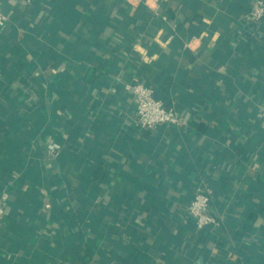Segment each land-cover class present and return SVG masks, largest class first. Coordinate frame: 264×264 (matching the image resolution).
Listing matches in <instances>:
<instances>
[{
  "label": "crops",
  "instance_id": "1",
  "mask_svg": "<svg viewBox=\"0 0 264 264\" xmlns=\"http://www.w3.org/2000/svg\"><path fill=\"white\" fill-rule=\"evenodd\" d=\"M253 1H2L0 264H264ZM135 81L182 125L141 130ZM200 183L213 230L186 213Z\"/></svg>",
  "mask_w": 264,
  "mask_h": 264
},
{
  "label": "built area",
  "instance_id": "2",
  "mask_svg": "<svg viewBox=\"0 0 264 264\" xmlns=\"http://www.w3.org/2000/svg\"><path fill=\"white\" fill-rule=\"evenodd\" d=\"M0 0V28L7 23L6 17L1 11ZM264 18V0H255L250 6V9L245 15V19L251 23H256ZM134 98L136 123L141 130L151 131L159 125H170L180 127L182 120L175 112L174 107L165 106L164 103L157 98L153 89L139 81L125 86ZM47 152L52 157L58 156L61 146L56 143H51L46 146ZM8 194L3 192L0 194V223L4 217V211ZM211 201V191L200 183L195 189V193L189 205L186 208L188 218L191 220L193 227L197 231L205 229L213 230L218 227L219 223L209 213Z\"/></svg>",
  "mask_w": 264,
  "mask_h": 264
},
{
  "label": "trees",
  "instance_id": "3",
  "mask_svg": "<svg viewBox=\"0 0 264 264\" xmlns=\"http://www.w3.org/2000/svg\"><path fill=\"white\" fill-rule=\"evenodd\" d=\"M251 28V30L253 31L252 33H250V32H248V37L246 38V41L247 42H249V43H251V44H257L258 43V41H259V39L264 35V18L261 20V21H259V22H257L256 24H255V27H250ZM1 29V28H0ZM261 57V56H260ZM249 64L250 63H248V66L244 63V64H242V66H239L238 68H237V70L239 69V71H248V72H250L251 73V75L257 80V85H259V86H263V82H261V80H260V75H261V71H260V69H259V67L258 68H256V67H254L253 68V71L251 70V66H249ZM247 68V69H246ZM252 72H254L253 74H252ZM151 88H153V87H151ZM226 91H227V93L229 92V88H227V89H225ZM153 91H154V88H153ZM6 94H8L9 92H10V89H6L5 88V91H4ZM233 93V95L235 96V95H237L238 97L241 95V93L240 92H237V91H233L232 92ZM154 94H155V96H156V92L154 91ZM229 94V93H228ZM158 100H160V101H162L161 99H159V97L157 98ZM163 103H164V101H162ZM247 103H248V101H247ZM246 103V104H247ZM165 104V103H164ZM166 105H168V104H165V106ZM248 106H249V104H248ZM250 107V106H249ZM249 109V111L247 112V114L246 115H250V116H254L255 115V112H252V110H250V108H248ZM1 118H2V116L0 117V121H1ZM36 121L37 120H39V118H38V116L37 115H35L34 117H33ZM2 119H4V118H2ZM1 123V122H0ZM147 132H149V131H147ZM255 133V131L251 128V127H249L248 125H244V127H243V134L250 140L251 139V136H252V134H254ZM100 180V183L102 182V179H99ZM95 182V181H94ZM93 182V183H94ZM197 186V185H196ZM195 186V187H196ZM194 187V188H195ZM197 231V230H196Z\"/></svg>",
  "mask_w": 264,
  "mask_h": 264
},
{
  "label": "water",
  "instance_id": "4",
  "mask_svg": "<svg viewBox=\"0 0 264 264\" xmlns=\"http://www.w3.org/2000/svg\"><path fill=\"white\" fill-rule=\"evenodd\" d=\"M155 98H156V96H155ZM197 264H201V260H199V261L197 262Z\"/></svg>",
  "mask_w": 264,
  "mask_h": 264
}]
</instances>
